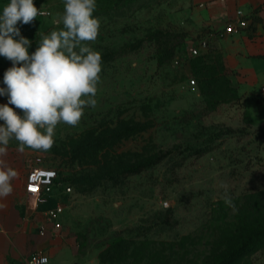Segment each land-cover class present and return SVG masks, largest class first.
Masks as SVG:
<instances>
[{
  "label": "rangeland",
  "instance_id": "rangeland-1",
  "mask_svg": "<svg viewBox=\"0 0 264 264\" xmlns=\"http://www.w3.org/2000/svg\"><path fill=\"white\" fill-rule=\"evenodd\" d=\"M33 3L49 14L18 22L29 54L64 11V0ZM96 4L97 105L75 127L58 124L48 152L35 151L73 186L62 196L72 246L81 264H215L237 245L242 216L264 220L254 199L264 194V102L241 96L218 65L199 73L207 31L192 0ZM11 66H0L2 80ZM125 120L145 129L122 134ZM231 264H264V237Z\"/></svg>",
  "mask_w": 264,
  "mask_h": 264
},
{
  "label": "clouds",
  "instance_id": "clouds-1",
  "mask_svg": "<svg viewBox=\"0 0 264 264\" xmlns=\"http://www.w3.org/2000/svg\"><path fill=\"white\" fill-rule=\"evenodd\" d=\"M96 8V0H64V11L54 21L58 30L42 34L39 46L29 54L31 41L21 35L18 22L28 25L38 15L49 13L38 9L33 0H10L3 7L0 56L12 66L4 73L5 87L0 88V96L8 97V103L0 105V120L4 121L0 125V199L13 193L12 181L18 177L6 159L11 140L18 142L16 151L21 154L26 148L48 152L58 124L75 127L85 108L96 107L102 72V55L90 46L101 26L93 15ZM220 187L224 190L221 199L235 210L229 185L222 182ZM38 264H47V257Z\"/></svg>",
  "mask_w": 264,
  "mask_h": 264
},
{
  "label": "crops",
  "instance_id": "crops-1",
  "mask_svg": "<svg viewBox=\"0 0 264 264\" xmlns=\"http://www.w3.org/2000/svg\"><path fill=\"white\" fill-rule=\"evenodd\" d=\"M198 22L206 28L204 40L218 51L225 66L231 70L230 79L244 97L264 102V0H192ZM240 17L249 20V26L237 33H227L225 28ZM6 58L0 56V66ZM5 87L0 75V88ZM8 97L0 96V105L7 104ZM12 107V105H9ZM4 121L0 120V125ZM17 143L8 145L9 165L18 172L12 181L13 193L0 199V264H27L29 256L37 250H45L50 264H81L72 246L66 228L59 233L39 234L45 222L44 212L63 198L49 196L47 203L38 210L26 192L30 169L38 157L32 149L23 154L16 151ZM65 226V212L61 215Z\"/></svg>",
  "mask_w": 264,
  "mask_h": 264
},
{
  "label": "built area",
  "instance_id": "built-area-1",
  "mask_svg": "<svg viewBox=\"0 0 264 264\" xmlns=\"http://www.w3.org/2000/svg\"><path fill=\"white\" fill-rule=\"evenodd\" d=\"M41 11L49 13L47 10ZM248 26L249 20L240 17L230 21L225 28V32H241ZM200 45L206 48L207 41L203 40ZM191 51L194 55L199 53L198 48H192ZM191 82L195 84L196 79H192ZM33 188L35 189L34 191L32 190ZM72 191V184L63 178L61 170L57 166L45 164L41 156L36 158V163L30 169L26 183V192L32 197L35 210H38L41 205L47 203L49 196L56 195L57 197L63 198L62 196L68 195ZM65 209L66 206L63 200L58 202L54 207L48 208L44 212L45 222L40 225L39 234L46 236L49 232L53 234L62 232L65 226L61 219V215L65 212ZM42 257H47V264H50L51 258L45 250L33 252L29 256L27 264H38Z\"/></svg>",
  "mask_w": 264,
  "mask_h": 264
},
{
  "label": "trees",
  "instance_id": "trees-1",
  "mask_svg": "<svg viewBox=\"0 0 264 264\" xmlns=\"http://www.w3.org/2000/svg\"><path fill=\"white\" fill-rule=\"evenodd\" d=\"M127 0H116L118 3H125ZM206 53H213L215 55V61L217 64L215 66L211 65L210 63L206 62V53L200 54L199 60H196V67L199 70V73L203 74L204 77H210L212 72L215 71L216 65L223 72L226 73L228 78V83H231L230 74L231 70H229L222 59L221 54L215 50L213 46L210 45V42L207 41L206 46ZM212 68V69H211ZM236 88V87H235ZM237 89V88H236ZM238 91V90H237ZM145 126L139 122L125 120L123 121V129L122 134L131 135L137 133L141 130H144ZM138 171V170H133ZM259 196L254 198L260 200V204L264 208V194H258ZM245 215V214H244ZM240 238L237 245L229 252L225 253L223 257L218 259L215 264H231L234 260L239 258L245 252L252 250L255 247V244L258 239L264 237V220L263 219H256V218H248L246 216H242V222L239 227ZM125 241L124 238H119L112 245H120Z\"/></svg>",
  "mask_w": 264,
  "mask_h": 264
},
{
  "label": "snow or ice",
  "instance_id": "snow-or-ice-1",
  "mask_svg": "<svg viewBox=\"0 0 264 264\" xmlns=\"http://www.w3.org/2000/svg\"><path fill=\"white\" fill-rule=\"evenodd\" d=\"M32 190L34 191L35 189L33 188Z\"/></svg>",
  "mask_w": 264,
  "mask_h": 264
}]
</instances>
